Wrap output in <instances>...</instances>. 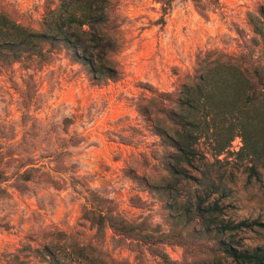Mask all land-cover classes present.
Here are the masks:
<instances>
[{
  "label": "rangeland",
  "instance_id": "1",
  "mask_svg": "<svg viewBox=\"0 0 264 264\" xmlns=\"http://www.w3.org/2000/svg\"><path fill=\"white\" fill-rule=\"evenodd\" d=\"M61 1L0 0V14L44 31ZM166 2L107 0L116 78H94L57 44L0 59V264H50L44 249L67 245L60 232L92 245L83 264H243L222 251L195 205L217 202L220 218L264 222L263 96L238 101L239 85L210 86L215 96L198 110L193 130L196 157L182 164L188 177L173 192L165 185L174 148L156 129L168 121L143 114L140 105L159 91L177 98L202 67L214 78L230 73L237 80L240 70L254 80V65H264V34L255 25L260 20L264 28V0H218L206 15L193 0ZM106 199L163 241L118 240L108 229L97 244L83 212L105 210L112 204ZM234 239L241 249L264 248V229ZM95 249L107 254H91Z\"/></svg>",
  "mask_w": 264,
  "mask_h": 264
},
{
  "label": "trees",
  "instance_id": "2",
  "mask_svg": "<svg viewBox=\"0 0 264 264\" xmlns=\"http://www.w3.org/2000/svg\"><path fill=\"white\" fill-rule=\"evenodd\" d=\"M193 1L204 15L209 4L218 2V0ZM106 3L107 0H62L47 14L44 31L26 29L4 14H0V59L7 62L16 61L26 53H42V46L46 43L57 44L65 49L71 59L87 67L94 78H116L118 69L113 65L110 55L118 44L115 35L108 30L112 19ZM170 3L171 0H167L166 4L170 5ZM166 8L163 9L166 10ZM262 15L264 17V10ZM255 25L258 31L264 34L260 20L258 25ZM238 73L240 74L238 81L233 80L236 77L230 80L226 76H230V73L214 78L210 74V69L202 67L201 72L194 76L195 83L186 86L178 93L177 98L173 92L159 91L148 100L146 105H140V112L143 114L148 115L154 111L156 120L159 114H162L168 121L166 128L158 124L156 129L162 140L174 148V151L167 156L166 163L172 179L165 187L170 192L177 189L181 178L188 177L182 164L190 165L196 157L194 144L197 138L193 130L198 127V110L209 109L215 96L210 86L214 82L223 83L227 87L239 85L236 93L238 101L245 99L253 103L259 98V94L264 98V65L260 63L254 65L252 76L254 80L245 77L240 70ZM259 86L262 88L261 92H258ZM149 87L151 91H155L152 86ZM152 187L162 186L153 185ZM105 201L112 203L105 210L102 209L103 206L86 207L83 212V217L95 227L94 238L97 244L102 245L105 242L108 229L112 230L115 236H119L118 240L132 238L151 244L163 241V234H154L149 231L146 222H134L127 219L117 211L112 200ZM190 211V207L184 209L186 214H190ZM195 211V217H199L209 230L213 228L219 236L221 249L228 256L243 264H264V248L241 249L234 239L242 230L253 229L255 226L264 229V222L258 220L235 222L220 218L223 208L217 202L203 206L199 201L195 205ZM59 235L63 237L67 245L63 248L52 245L44 249L50 264H83V258L88 256L87 250H90L92 245L80 244L73 235L66 232H60ZM94 251L90 253H97L98 256L107 254L99 249Z\"/></svg>",
  "mask_w": 264,
  "mask_h": 264
}]
</instances>
